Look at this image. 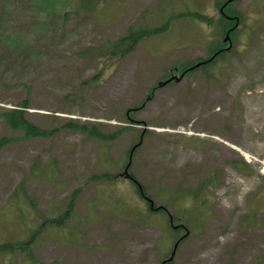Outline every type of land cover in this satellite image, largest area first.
Here are the masks:
<instances>
[{"label":"rangeland","instance_id":"rangeland-1","mask_svg":"<svg viewBox=\"0 0 264 264\" xmlns=\"http://www.w3.org/2000/svg\"><path fill=\"white\" fill-rule=\"evenodd\" d=\"M4 1L0 115L29 100V120L50 136L28 139L0 117L11 139L0 149V243L31 241L0 264H162L185 233L145 197L190 231L172 264H264V0L233 4L234 48L209 71L162 88L229 46L226 0H105L94 12L83 0ZM174 15L131 55L108 56L130 27ZM142 136L129 172L147 196L120 176Z\"/></svg>","mask_w":264,"mask_h":264},{"label":"trees","instance_id":"trees-1","mask_svg":"<svg viewBox=\"0 0 264 264\" xmlns=\"http://www.w3.org/2000/svg\"><path fill=\"white\" fill-rule=\"evenodd\" d=\"M1 1H2V3H5L4 0H1ZM83 1L86 4L87 10H89L90 12L96 11L97 9H99V7L101 5H103L106 2L105 0H83ZM236 1L237 0H235L234 3ZM234 3L229 4V6H227L225 11L228 12V14L230 16H236V18L238 17L239 19H241V16L233 9ZM221 4H223V3H217L218 6H220ZM35 5L42 6V7L45 6L46 8H51V7H53V1L47 0L44 2V0H40L38 3H35ZM190 16L199 20V21H202V22L212 21V19L210 17L203 15V14H200L198 12H191ZM4 17H5V15L0 10V36L4 34L3 29H2V26H3V28L5 26ZM178 17H180V15L179 16L174 15V16L170 17L163 25H161L159 27H150V26L130 27L128 32L124 36H122L119 39L114 40V41L109 43V47L107 50L108 56H110L112 59H116V61H118V60H121V59L131 55L132 53H134L136 51L138 46L144 40L150 39V38H153L155 36H159L161 34L168 32L170 30L173 22L175 21V19H177ZM221 18H222V21H224V23H225V26H224L225 32H227V29L232 25V22H229L223 16ZM236 18H234V19H236ZM38 27L36 28L37 30H38ZM237 30L233 31L231 35H234ZM14 41H16V40L13 38L8 40V44H11V45H7V44L5 45L8 50H12L11 47L14 46ZM3 46H4V44H3ZM218 48H221V45ZM225 55H227V53L225 51H222L220 54H218L216 56V58L213 61L207 62L205 64L203 63L200 67H198L196 69H206V71H209L210 69H208V68L210 66H212L217 60L223 58ZM203 61H204V59H200L197 61V63H201ZM197 63H195L194 65H196ZM194 65H192V66H194ZM185 71L188 72L189 67L184 68L181 72H185ZM27 101H29V100H25V102L22 103V106L15 107V108L13 107L10 110L3 112L0 115V117H4L6 123L8 124V126L10 127V130L12 132L22 131L24 133V136L28 139L49 137L50 132L48 130H46L42 127H39L38 125L34 124L33 122H31L29 120L28 109L30 108V106H29ZM77 128L82 130V128H80V127H77ZM9 143H11L10 138H8L6 136L1 138L0 139V149L4 146L8 145ZM118 178H119L118 175H116V176L106 175V176L102 177V179H108V180L109 179L110 180H116ZM142 188H143V186H142ZM143 192L145 193L144 188H143ZM145 195L147 196L146 193H145ZM49 220H50L49 221L50 223H57V220H53V219H49ZM174 221H176V220L174 219ZM43 228H44V224L42 225L40 230ZM30 243H31V241H28L25 243H22V242L0 243V253L1 254H11L17 250L27 251V247L29 245H31ZM31 254H32V251H30L29 255L31 256Z\"/></svg>","mask_w":264,"mask_h":264},{"label":"flooded vegetation","instance_id":"flooded-vegetation-1","mask_svg":"<svg viewBox=\"0 0 264 264\" xmlns=\"http://www.w3.org/2000/svg\"><path fill=\"white\" fill-rule=\"evenodd\" d=\"M222 7L223 6H220L219 7V12L223 15V17H225L229 22H232V25L227 29V32H226V36L227 35H230V37L232 36L231 34H232V32L235 30H232V31H230L235 25H236V23H237V19H234V18H236V16H230L229 14H228V12H226V11H224V12H226L225 14H223L222 13ZM228 14V15H227ZM232 38V37H231ZM228 39V38H227ZM225 43V42H224ZM225 44H227V43H225ZM226 48H224V47H221V48H219L218 50H217V52L216 53H221L222 51H224ZM215 55V54H214ZM184 73V72H183ZM182 74V73H181ZM181 74L180 75H178L177 77H180L181 76ZM186 75L187 74H185L184 75V77H182L181 79H180V81H178L177 83H180V82H182V81H184V79L186 78ZM171 77H174L173 75H171ZM170 79V78H169ZM167 81V80H166ZM155 92H156V90H155V88L152 90V92H151V96H149L148 98L151 100V99H153V96L155 95ZM129 119H131L130 117H128ZM134 182V181H133ZM147 200V203H148V205H149V207L152 209V210H158V209H161V211H163V212H165L166 214H168L169 215V213L167 212V210H166V208H163V207H155V205H154V203H153V206H152V204H151V202H150V199L148 198V197H145ZM170 216V215H169ZM170 218H172V216H170ZM173 219V218H172ZM173 224H174V222H173ZM173 228H174V230L178 233H181V232H184V233H186L187 232V228L186 227H184L183 226V224H177V225H173Z\"/></svg>","mask_w":264,"mask_h":264},{"label":"water","instance_id":"water-1","mask_svg":"<svg viewBox=\"0 0 264 264\" xmlns=\"http://www.w3.org/2000/svg\"><path fill=\"white\" fill-rule=\"evenodd\" d=\"M233 0H229V2H232ZM227 5V3L224 5V7ZM239 23V22H238ZM237 23V24H238ZM238 27V25H236L235 27H234V29L235 28H237ZM228 39H229V35H228ZM228 39H226L225 41H227ZM231 47H232V44L230 45V47L227 49V50H230L231 49ZM213 59V58H212ZM211 59V60H212ZM211 60H208V61H211ZM204 63H206V62H204ZM202 63H199V64H197L195 67H193L192 69H194V68H196V67H199L200 65H201ZM184 75H185V73L184 74H182V76L180 77V78H171V79H169V80H167V81H165V82H161L160 84H159V87H163V86H165V85H167L168 83H170L173 79H175V81L176 82H178L182 77H184ZM141 144V142L138 144V145H136L134 148H133V150H132V152H131V156H130V163L128 164V166H127V168H126V170H125V172H124V174L122 175V176H124L125 178H127V179H134L131 175H130V173H129V167L131 166V160H132V154L134 153V151L137 149V147L139 146ZM152 204V206H153V202L151 203ZM171 222H172V225H173V220L171 219ZM190 235V232L188 231L182 238H181V240H183V239H186L188 236ZM180 240V241H181ZM180 241H178L176 244H175V246H174V248H173V251H172V253H171V256H170V258L168 259V260H166V261H164L163 262V264H165V263H171V262H173L174 261V259H175V256H176V253H177V250H178V246H179V243H180Z\"/></svg>","mask_w":264,"mask_h":264}]
</instances>
